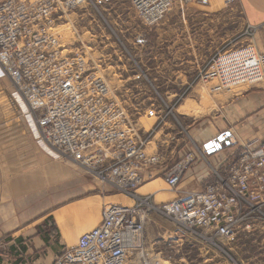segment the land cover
<instances>
[{"label": "built area", "instance_id": "built-area-1", "mask_svg": "<svg viewBox=\"0 0 264 264\" xmlns=\"http://www.w3.org/2000/svg\"><path fill=\"white\" fill-rule=\"evenodd\" d=\"M82 1L63 4L68 9ZM130 1L142 23L153 27L175 0ZM237 1L223 2L230 7ZM56 11L57 0H0V76L10 79L14 97L43 149L111 184L119 200L105 205L99 221L82 231L52 264H160L151 261L143 248L150 213L163 215L221 251L214 240L229 241L239 232L264 225V140L241 143L232 161L221 160L217 166L208 160L203 146H195L197 152L189 150L165 172V187L154 184L149 191H140L154 182L145 178L146 173L164 159L159 151H146L153 132L144 135L126 121L121 103L111 97L109 85L94 72L87 56L59 42L54 33ZM263 31L264 22L246 23L242 35L247 44L214 53L175 96V103L199 83L209 84L211 93L264 83V50L255 43ZM159 123L163 127L166 121ZM231 137L230 133L233 146ZM198 155L213 178L201 190L180 191L182 177ZM166 192L174 196L164 198Z\"/></svg>", "mask_w": 264, "mask_h": 264}, {"label": "crops", "instance_id": "crops-1", "mask_svg": "<svg viewBox=\"0 0 264 264\" xmlns=\"http://www.w3.org/2000/svg\"><path fill=\"white\" fill-rule=\"evenodd\" d=\"M125 1L127 4H122L123 10L121 11V5L119 4ZM207 1L206 5H188L189 12L199 13L202 20L206 22V24L202 23V27H208V22L214 23L217 14L225 9L222 6L224 0ZM57 6L60 7L59 0H57ZM60 8L57 9L56 13L59 12ZM92 8L96 9L95 11L98 12L100 17L99 29L104 31L101 33L103 36L101 39L105 37L106 41L109 40L116 56H118L116 54L118 51L123 52L124 49L126 54L123 55V58H127L128 62L138 67L137 76L151 80L150 84L155 93L163 92L170 95V97L171 95L175 97L181 89L187 86L190 77L196 75L199 64L195 57L188 60L186 55L180 53L152 55L150 51L146 56L147 64H143L142 56H139L138 59V56L134 55L133 52L136 51L139 45L143 46V43L140 42L142 37L132 27V21H138L141 25H145L139 19L130 0L82 1L74 10H76L75 13L81 11L88 20L87 23L80 26L73 22L71 24L60 22L55 26L57 28L69 24L77 34V37L71 39L69 43H61L64 47H71L76 39L81 38L78 36V32H82L85 37L88 36V41H83V46L88 47L87 52L90 55V51L93 50L92 42L95 38L91 37V31L93 30L91 24L92 19L94 20V16L91 15ZM233 9L241 15L244 24L264 22V0H238ZM120 11L125 13L124 18L123 13ZM58 18L60 19L61 16ZM165 23V21L160 22V24L148 29L150 32L162 31L161 26H165ZM260 33L264 34V32ZM112 35L116 40L110 41ZM162 40L163 42L168 41L166 39ZM145 41L146 39L142 38V42ZM255 41L257 40L255 39ZM179 42L181 41L179 40ZM185 42L187 41L185 40ZM125 46L130 48L129 52H127ZM100 53L103 58V50ZM100 61L103 63V60ZM159 78L167 79V84L162 90L156 86V84H159ZM197 85L191 91L196 97L199 94L195 91ZM241 89L222 91L216 98L212 99L210 111L213 114L210 115L211 118L203 120L204 116L201 115L199 117L201 121H193L194 129L192 130L197 131L195 134L199 136L198 140L202 146L226 130L230 131L232 135L231 139L236 144L235 149L239 148L241 143L252 139L264 140V84L251 85ZM14 92L10 79L6 76H0V264H43L41 250L44 245L40 229L42 223L50 214L47 213L59 206L60 203L68 202L61 210H55V213H69L72 208L75 209L72 211L73 215L70 220L64 225V232L75 234L91 222L99 221L100 213L98 219H96L98 210L92 207L103 200V194L88 180L72 173L73 169L60 163L50 151L43 149V145L38 142L31 129L28 117L17 103ZM184 105L185 103L179 108ZM188 106H192V103H189ZM183 115L188 114L179 113V116ZM171 121L170 118L167 119L162 129L170 126ZM183 128L187 129L186 127ZM166 136H169V134H166ZM169 141H165L162 146H168ZM157 151L159 150L156 147L153 152ZM166 152L164 151V156ZM207 156L211 160L213 158L218 159V155L215 153ZM221 160L218 159L217 162ZM196 169H199V164L195 165L193 169H189V175H187L188 172L186 173L185 180L179 185L182 191L201 190L206 185L202 180V175H199L198 170L195 171ZM162 171L161 168L152 169L146 173L145 178L149 180L151 178L155 183L158 179L163 182V178H160L162 177L160 176ZM193 171H195L194 174ZM95 191L99 194L69 203V201H74L72 200L74 198ZM89 206L92 207L89 208ZM255 232L253 230L239 233L243 235L244 239L257 234L261 235L264 240V233H261L263 231ZM235 236L226 241L227 251L224 244L222 247L224 251L217 248L223 256L231 259L226 264H264V246L261 247L262 252L247 256L238 248H234ZM19 240L22 241L19 242ZM261 245H263V242H261Z\"/></svg>", "mask_w": 264, "mask_h": 264}, {"label": "rangeland", "instance_id": "rangeland-1", "mask_svg": "<svg viewBox=\"0 0 264 264\" xmlns=\"http://www.w3.org/2000/svg\"><path fill=\"white\" fill-rule=\"evenodd\" d=\"M65 1L66 0H59L61 8L57 6V9L60 8V10L55 14L56 24L60 22H69L71 24V22H73L82 26L84 23H87L88 20L83 16L82 12L75 13L76 10L74 9L76 6L67 9L65 4H63ZM124 3H126V1L119 4L121 5V11L123 10L122 4L124 5ZM196 4L198 5L196 2L187 4L182 0H175L171 10L161 21V23L164 21L166 22L165 26H161L165 31L158 30L150 32L148 29L149 27L143 26L140 22L133 20L132 27L136 29L140 37L146 39L145 42H142V38H140V42L143 43V46L139 45L136 51L133 52L134 55L138 56V59L139 56H142V63L147 64L146 56L150 51L152 55H173L180 53L181 55H186L188 60L195 57L198 61L199 68H202L207 63L208 59L217 51L233 46L236 48L247 44V42L243 40L242 35L245 24L241 15L234 11L233 8L235 5L225 7L224 3H222L225 9L217 14L216 19L214 18L215 22H208V27H202L206 22L202 20L200 14L194 11H188V5L197 6ZM95 10L96 9L92 8L91 11V15L94 16V20L92 19L91 24L93 27L91 37L95 38L92 42L93 50L90 51V55L87 52L88 47L83 46V41H88V36L85 37L82 32H78V36L86 39H76L67 50L79 49L87 56V62L95 67L94 72L102 77L109 85L111 97L116 98L121 103L126 121H130L139 129L140 133L144 135L153 132L154 137H151L150 143L146 146V151L152 153L157 147L159 152L163 155L164 159L162 164L156 168H161L163 170L160 174V176H162L160 178H163L165 172L183 159L189 150L197 152L196 147L199 149L202 147L198 140L199 136L195 134L197 131L192 130L194 129L193 121H198L201 115L204 116L203 120L211 118L210 115L213 114V112L210 111L212 99L216 98L222 91L211 93L209 84L199 83L195 88V91L199 93L197 97L194 93H191L195 86L193 85L189 93L178 103H175L176 99L172 95L170 97V95L163 92L155 93L150 84L151 80L137 76L138 67L128 62L127 58H123V55L125 56L126 54L125 50L123 49V52L118 51L116 53L118 56H116L113 51L114 48H111L109 44V40L106 41L105 37L101 39V37H103L101 33L104 31L99 29L101 21L98 12ZM121 13H123L122 16L124 18L125 13ZM60 16L61 18L59 19L58 17ZM128 21L130 22L129 19ZM54 33L62 44H66V42L69 43L71 39L77 37V34H75V31L72 30L69 24H64V26L61 25V27L55 28ZM162 39L168 41L163 42ZM114 40L116 39L112 35L110 41ZM174 40L177 42L175 43ZM179 40L181 42H179ZM185 40L187 42H185ZM256 40L255 43L258 44H256L257 47L260 50H264V34L259 32L256 36ZM112 44L114 45V43ZM125 49L127 52L130 51V48L127 46H125ZM101 50H103V58L100 56ZM100 60H103V63H101ZM193 79L194 76L192 75L188 83ZM158 81L159 84H156V86H158L160 90L165 88L167 79L159 78ZM259 84L264 83H243L239 86H234L232 89H244L248 86ZM182 91L183 89L178 93L180 94ZM183 103H185V105L179 108ZM189 103H192V106H188ZM169 108H172L171 112H169ZM179 113H187L188 115L179 116ZM169 118L172 120L170 126H166V128L164 127L162 129V124H157V121H166ZM180 125L187 128L186 133L182 131ZM166 134H169V136H166ZM182 139L185 140L183 144ZM167 140H170L168 146H162ZM231 147H233L234 150H232L233 148L229 150ZM235 147L236 144L221 149L215 154L218 155L219 160L223 159L225 163H229L238 153L239 148L235 149ZM164 151H167L165 156L163 154ZM53 156L58 159L60 163L73 169L72 173L88 180L89 183L95 185L97 189L102 191L103 200L93 207L89 206V208L92 207L98 210L95 217L96 219H98L99 213H101L105 205L119 200V193L111 184L103 182L93 173H90L65 157H60L58 155ZM208 160L213 166H217L219 163V161L217 162L214 158L211 160L208 157ZM197 164H199V169L195 171L198 170V174L202 175V180L205 183L211 182L213 178L211 176V169L201 160L199 155L196 159V163H192L187 168L181 182L190 174V172H188L189 169H193ZM195 171H193V174ZM187 172L188 174L186 175ZM155 185L156 188L165 187L164 183L159 179ZM179 190L182 191L180 187ZM96 194L99 193L96 191L90 192L76 199H72L74 201H69V203L77 202L82 198ZM173 196L174 194L167 192L163 195L164 198L169 199ZM66 203L68 204V202L60 203L59 206L49 211L47 214H50L47 216V220L42 223V230L48 228L51 231L47 245L42 241L44 245V248L41 250L43 264L53 263L55 257L59 255L66 246L74 243L77 236L82 231L91 228L97 222H91L88 226L75 232V234H67L64 232V225L70 220V217L73 215L72 211L75 209L72 208L69 213H55V210H61L62 207H65ZM44 223H46V225H44ZM254 230L256 231L255 233H259V231H263L261 233H264V225H259ZM239 234L235 236L233 243L235 249L238 248L247 256L262 252L261 247L264 246V240L261 235L256 234L255 236L244 239L243 235ZM42 237L43 236H41V239ZM214 242L221 247H223L224 244V248L227 251L226 241L221 243L220 239L219 241L214 240ZM261 242H263V245H261ZM143 248L151 261H158L160 264H226L228 260L231 261L230 258L221 254L214 243L207 242L196 235L190 234L188 231L176 226L168 218L158 213H150L148 215L145 231L143 233Z\"/></svg>", "mask_w": 264, "mask_h": 264}, {"label": "water", "instance_id": "water-1", "mask_svg": "<svg viewBox=\"0 0 264 264\" xmlns=\"http://www.w3.org/2000/svg\"><path fill=\"white\" fill-rule=\"evenodd\" d=\"M229 137H230V131L226 130L220 133L219 135H217L215 139L206 142L203 145V148L205 149L207 154L209 155L214 154L217 151L230 146Z\"/></svg>", "mask_w": 264, "mask_h": 264}, {"label": "trees", "instance_id": "trees-1", "mask_svg": "<svg viewBox=\"0 0 264 264\" xmlns=\"http://www.w3.org/2000/svg\"><path fill=\"white\" fill-rule=\"evenodd\" d=\"M47 218L48 217H46V220H47ZM44 225H46V223H44ZM52 225V224H51ZM50 225V226H51ZM40 234H41V236H43L42 237V239H43V241L45 242V244L47 245V243L49 242V238H50V234H51V231H50V229H45V230H42V229H40ZM43 234V235H42ZM7 238H9V237H7ZM7 238H6V240H7ZM20 241H22V240H19V242ZM21 244V243H20Z\"/></svg>", "mask_w": 264, "mask_h": 264}, {"label": "bare ground", "instance_id": "bare-ground-1", "mask_svg": "<svg viewBox=\"0 0 264 264\" xmlns=\"http://www.w3.org/2000/svg\"><path fill=\"white\" fill-rule=\"evenodd\" d=\"M183 108H184V107H183ZM183 110H184V109H183ZM154 184H155V182H152V183H150V184H147L146 186H144L143 188H141L140 191L145 192V191L148 190L149 188L153 187ZM148 191H149V190H148Z\"/></svg>", "mask_w": 264, "mask_h": 264}]
</instances>
